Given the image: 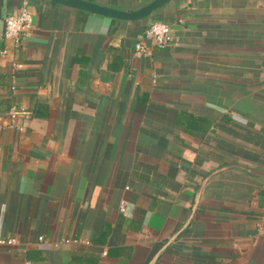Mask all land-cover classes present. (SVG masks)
<instances>
[{"label": "crops", "instance_id": "crops-1", "mask_svg": "<svg viewBox=\"0 0 264 264\" xmlns=\"http://www.w3.org/2000/svg\"><path fill=\"white\" fill-rule=\"evenodd\" d=\"M0 264H264V0H0Z\"/></svg>", "mask_w": 264, "mask_h": 264}, {"label": "built area", "instance_id": "built-area-1", "mask_svg": "<svg viewBox=\"0 0 264 264\" xmlns=\"http://www.w3.org/2000/svg\"><path fill=\"white\" fill-rule=\"evenodd\" d=\"M33 25V15L27 7H21L15 10L13 13L5 18L4 33L3 36L7 40H14L19 42L21 36L28 30L31 29ZM145 39L149 40L156 47L163 49L168 46L173 45L177 41L172 33L171 26L164 21L155 20L144 32ZM151 53V48L147 46L144 42L138 41L135 44V55L137 57H143ZM28 112L24 108H12L8 114L12 118H16L20 115L27 114ZM11 127H15L20 131H23V127H19L16 124H10ZM121 211H126L125 203L121 205ZM15 239L8 240L9 243L14 242Z\"/></svg>", "mask_w": 264, "mask_h": 264}, {"label": "water", "instance_id": "water-1", "mask_svg": "<svg viewBox=\"0 0 264 264\" xmlns=\"http://www.w3.org/2000/svg\"><path fill=\"white\" fill-rule=\"evenodd\" d=\"M52 7L69 6L111 19L137 21L152 17L172 0H148L130 7H117L94 0H40Z\"/></svg>", "mask_w": 264, "mask_h": 264}]
</instances>
